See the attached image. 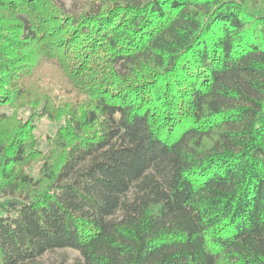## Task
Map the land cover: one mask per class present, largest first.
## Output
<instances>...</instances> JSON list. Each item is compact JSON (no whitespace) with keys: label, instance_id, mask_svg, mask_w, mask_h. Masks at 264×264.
<instances>
[{"label":"trees","instance_id":"1","mask_svg":"<svg viewBox=\"0 0 264 264\" xmlns=\"http://www.w3.org/2000/svg\"><path fill=\"white\" fill-rule=\"evenodd\" d=\"M3 107L0 264H264V0H0Z\"/></svg>","mask_w":264,"mask_h":264},{"label":"rangeland","instance_id":"2","mask_svg":"<svg viewBox=\"0 0 264 264\" xmlns=\"http://www.w3.org/2000/svg\"><path fill=\"white\" fill-rule=\"evenodd\" d=\"M61 3L65 9L71 10L73 6V0H54ZM0 112L9 115L11 113L10 108L3 107ZM19 115L24 117L27 112L19 110ZM34 131L35 137L39 140L40 149L44 152L46 150V136L54 134L58 127V123L50 122L47 119H42L36 124ZM131 196V195H129ZM81 257L78 251L65 248L49 251L38 257L33 264H77L81 263Z\"/></svg>","mask_w":264,"mask_h":264}]
</instances>
